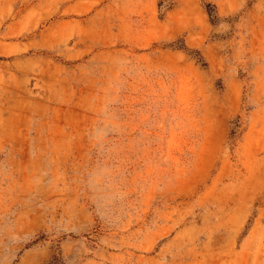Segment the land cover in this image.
Returning <instances> with one entry per match:
<instances>
[{"label":"rangeland","instance_id":"rangeland-1","mask_svg":"<svg viewBox=\"0 0 264 264\" xmlns=\"http://www.w3.org/2000/svg\"><path fill=\"white\" fill-rule=\"evenodd\" d=\"M0 264H264V0H0Z\"/></svg>","mask_w":264,"mask_h":264}]
</instances>
